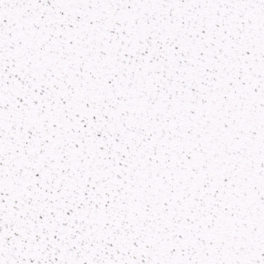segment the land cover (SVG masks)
<instances>
[{
  "label": "snow or ice",
  "instance_id": "snow-or-ice-1",
  "mask_svg": "<svg viewBox=\"0 0 264 264\" xmlns=\"http://www.w3.org/2000/svg\"><path fill=\"white\" fill-rule=\"evenodd\" d=\"M0 264H264V0H0Z\"/></svg>",
  "mask_w": 264,
  "mask_h": 264
}]
</instances>
